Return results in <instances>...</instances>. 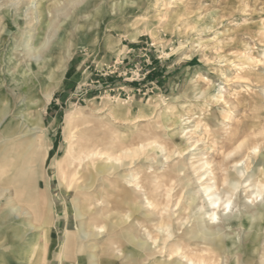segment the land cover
Returning <instances> with one entry per match:
<instances>
[{"label":"rangeland","instance_id":"374dc122","mask_svg":"<svg viewBox=\"0 0 264 264\" xmlns=\"http://www.w3.org/2000/svg\"><path fill=\"white\" fill-rule=\"evenodd\" d=\"M0 64V91L16 101L0 123V147L8 162L29 159L19 181L25 199L12 201L0 183V215L13 208L11 223L33 228L7 251L0 227V253L22 257L37 236L48 247L37 264H61L60 257L64 264H177L153 248L142 262L135 244L152 245L144 228L156 237L169 225L173 240L201 235L199 217L218 225L191 168L201 154L219 178L208 183L213 193L232 201L223 208L231 222L219 231L218 264H264V202L256 195L264 192V142L247 170L239 163L243 178L235 165L244 155L223 161L264 132V0H0ZM32 79L37 87L28 97L11 87ZM51 92L43 131L22 134L39 143L29 151L25 140L10 143V124L29 130L25 117ZM79 136L121 161H96L110 170L68 188L56 161ZM156 206L171 215L162 224L152 215ZM80 221L85 240L75 235ZM67 234L70 249L61 247Z\"/></svg>","mask_w":264,"mask_h":264},{"label":"bare ground","instance_id":"6f19581e","mask_svg":"<svg viewBox=\"0 0 264 264\" xmlns=\"http://www.w3.org/2000/svg\"><path fill=\"white\" fill-rule=\"evenodd\" d=\"M24 73H25V71H24ZM27 76H28V74H27ZM27 76H24V77H27ZM22 77H20V78H22ZM29 77H31V76H29ZM21 82H22V80H21ZM35 83H36V81L34 79H32L31 83H29V82H26V83L24 82V84L23 83L22 84L16 83V84H13L11 87L15 91H19L21 93V96L26 95V97H28L32 94V91L34 90V88L37 87V85L36 86L34 85ZM40 85L41 84H38V87L43 88ZM47 91H49V90H47ZM52 97H53L52 92L47 93L44 96V98L40 101V103H38L36 105L35 109H33V112H32L33 118L29 119L27 116L25 117V123L28 124L29 130H26V129L24 131L17 130L15 128V124H13V122H12V124H10V126L12 125V134L10 136V138L12 140L10 141V143L13 144L14 141L15 142L19 141V143H20L23 140H25L22 143H23V145L28 146L27 151L31 150L34 147V145L37 144V141L39 143V140H37V139L29 141V140H26L24 138L26 135L31 133L33 130H37L38 132L43 131V126H44L43 125V114L46 112V108L50 104ZM1 101H3V102L6 101L7 104L5 106H0V123L4 122L3 119H4L5 115L8 113L10 106L14 107V105L16 103L13 95L5 96L3 94V92L0 91V103H1ZM26 106H28V108H29V107H31V104H26ZM9 122L11 123V121H9ZM22 134H24L25 136H22ZM12 137H14V138H12ZM27 141H29V142H27ZM195 142H196V144L198 143L197 140ZM263 142H264V132H263V134H255L252 137L246 138L231 153H229L227 156L225 155L226 157H224L223 161L227 162L229 160H233L234 157H236V156L244 155L242 158L246 157V159L243 161L242 160L238 161L235 165L236 175L239 176L240 178H243L244 176L242 175V173H244V171L238 170L239 163L243 162L244 166H245V170H247V166H248L247 161L249 159H251V155L253 153L255 155L256 148L260 144H262ZM5 145H6L5 147H7V145H10V144H5ZM101 147H103V144L97 142L96 140H89V139L84 140V138H81L80 136L76 140L75 143L69 144L68 149L65 153V156L62 158L63 160L60 158L61 161H59V159H57V161H56L58 171L60 174H62V176H60V179L64 182H66V185L68 186V188H71L75 181H80L81 179H87V180H89L88 183L92 184L94 182V179H93L94 174L103 176V175H105V173H107L110 170V167L108 164H104V166H101V167L98 166L97 168H95L96 161L104 158L103 159L104 162H112L113 163V164H111L112 166L114 165V163H118L121 161V159H112V155H110V154L109 155L107 154V157H106V152H104V150L102 151ZM6 152H8L7 148H4V146L0 147V183H1V185L8 187L6 190H4L3 193H9L13 197L12 201L22 202L25 198H24V192L22 191V187H21V184L19 181L24 176L23 173L25 171V166L27 165V163H29V162H27L29 159H9L10 162H8V160L5 156ZM24 154H27V153L26 152L22 153V156H21L22 158H23V156L26 157ZM45 155H46L45 157H47L48 152ZM200 157H201V154H200V156H197L195 158V159L198 158L199 160L197 162L193 163L191 165L192 166L191 168H192V170H194V172L196 174H199L197 176H198V179L202 183L201 184L203 186L202 190L204 191L205 195L209 199L210 208L213 210V213L211 215H209V219L215 220L217 218L219 220V223H217L218 225L214 226L215 223H210V225H209V223L206 220H204L202 217H199L198 218V219H200L199 220L200 221L199 228L204 229V231H202L203 233L201 235L196 233V235L194 237H191L188 239L185 238V235L179 236V237L174 236V239L171 240V238L173 237L174 234L170 231V226L162 224L164 222V220L166 219V217L169 218L171 215L168 214L167 208L163 207L162 209H159L158 206H156V208L152 211V215H159L160 216V220H161L160 224H162V225H160L158 227V229H159V232L161 231L163 233V235L161 236L158 233V234H156V237H153L151 232L148 231L149 229L144 228V231L147 234V238L152 241V243H151L152 245H148L149 242L147 240L135 244L140 250H142V251H139V253L136 256L139 258L142 253L144 254L142 262L149 261L150 257H153V255H155L154 253H151V255L149 254L153 248L155 250L158 249L159 253L162 255L167 254V256L169 257V261L170 260H176L177 264H218L219 257H220L219 253L224 248L223 237L219 235V231L224 229L231 222V218L229 216L231 213H229V215L223 214V211H225V209H223V208L226 205L229 206L232 201L231 202L230 201L224 202V201H222V199L220 197L216 196L215 193H213V186H210L208 183H211L210 181H212V180L219 179L218 175L215 173L216 171L213 169V167L211 168L210 162L203 161L200 159ZM197 164H200L198 168H196ZM92 168H95V169H92ZM9 173H11V175L7 178ZM224 174H225V172H224ZM229 176H231V175L228 173L224 175V177H223L224 182H227L229 180L228 179ZM261 187H263V186H261ZM261 187H260V189H261ZM231 189L233 191H235L237 188L235 185H232ZM262 191H263V189H262ZM256 195L258 197H261L262 201L264 202V192H258ZM148 204H149L148 207L153 208L152 202L151 203L148 202ZM80 207L81 206H79V205H75V208H73V210L77 213L79 218L82 217V211H83V209L81 210ZM6 208H7V206H6ZM65 209H67V207H65ZM11 211L13 212V208H8V210L6 212H3L0 215V227L3 226L5 228V232H4L5 234L3 236L4 242L9 243V245H10L7 248L5 247V250L12 249V246H14V245L16 246V245L20 244L21 242H23L25 240V236H26L27 232L32 227L31 226L32 224L30 223L31 225H29V223H28V224H26L27 225L26 231H22L19 228V226H17L16 223L12 224L11 221L14 220L15 217L13 216ZM28 213H30V212H28ZM66 213H68V211H66ZM221 219L223 220L222 223L220 221ZM156 223H158V221ZM154 226H155V223H154ZM154 226H153V228H154ZM31 229H33V228H31ZM101 229H103V228H101ZM85 230H86L85 229V223L80 221V224L78 226V230L75 233V235L80 236L82 240H85V238L87 236H89V234L84 233ZM154 231H156V230H154ZM198 232H199V229H198ZM71 235L67 234L66 242L61 244L62 248H65V249L71 248L70 247L71 242H72ZM0 238H1V236H0ZM161 240H162V242H164V246H162V247L160 245H158L159 241H161ZM27 242H28V245L26 246L27 248H23V251H25V249H26V252L23 253L22 257H21V255L18 257H13L11 255V252L7 253V251H9V250H7L6 252L2 251V253H0V264H16L17 259L24 261L20 264H37V261L38 260L40 261L42 259V258L38 259L40 254H43L44 256H46V254L48 252V247L46 245L41 246L39 244V239L37 238V236H35V237L33 236V238L27 240ZM116 250L118 252V253H116L117 255L119 253L120 254L122 253V249H120V247L113 249L114 252ZM148 251H150V252H148ZM15 258H17V259H15ZM60 260H61V264H64L63 257H60ZM107 262L108 261L106 260V261L102 262L101 264H109ZM113 262L110 264H113ZM148 264H151V263H148ZM152 264H156V261L154 260Z\"/></svg>","mask_w":264,"mask_h":264},{"label":"crops","instance_id":"0c3cea01","mask_svg":"<svg viewBox=\"0 0 264 264\" xmlns=\"http://www.w3.org/2000/svg\"><path fill=\"white\" fill-rule=\"evenodd\" d=\"M151 80H153L152 78H149L147 81H145L147 84H149V81H150V84H151ZM140 84H134V86H139ZM145 87V86H144Z\"/></svg>","mask_w":264,"mask_h":264}]
</instances>
